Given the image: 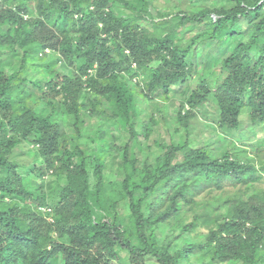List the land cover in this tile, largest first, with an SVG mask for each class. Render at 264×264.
I'll return each mask as SVG.
<instances>
[{
  "label": "trees",
  "instance_id": "trees-1",
  "mask_svg": "<svg viewBox=\"0 0 264 264\" xmlns=\"http://www.w3.org/2000/svg\"><path fill=\"white\" fill-rule=\"evenodd\" d=\"M232 1L233 6L197 8L194 14L185 10L176 30L158 34L150 27L162 20L146 17L150 0H0V56L22 53L19 71L0 68V264H111L120 258L119 249L128 251L132 264H144L148 257L159 264H192L187 263L190 254L224 264H264V192L230 200L227 214L200 242L173 247L177 236L158 241L161 225L182 200H190L192 185L198 186L191 176H200L202 189H222L229 181L254 183L264 176V162L243 161L236 147L218 156L211 145L158 143L163 152L151 154L136 180L132 171L139 160L132 158L127 143L121 152L126 172L121 191L129 202L125 224L116 211L118 202L107 197L101 150L90 157V165L78 141L62 139L57 121L60 113L72 116L79 132L82 112L90 107L105 114L109 109L129 126L131 142L136 140L141 111L137 92L124 75L143 74L141 96L163 95L172 103L176 96L184 97L174 117L185 128L199 120L198 108L210 103L218 111L219 127L240 131L246 109L252 132L258 133L264 124V0ZM125 8L134 17L115 12ZM200 25L206 28L185 45V30ZM205 37L215 40L217 48L225 42L233 48L217 66L221 77L214 88L203 76L192 89L188 79L197 67L193 48ZM46 49L57 54V63L73 67L74 77L55 65L46 67L42 78L25 73L35 71L34 59L42 52L46 57ZM158 123L153 115L143 131ZM33 140L42 160L35 176L57 180L45 188L26 187L20 170L28 164L12 160L23 142ZM165 203L167 208L155 212L156 205ZM198 220L183 225L180 236H190Z\"/></svg>",
  "mask_w": 264,
  "mask_h": 264
},
{
  "label": "rangeland",
  "instance_id": "rangeland-1",
  "mask_svg": "<svg viewBox=\"0 0 264 264\" xmlns=\"http://www.w3.org/2000/svg\"><path fill=\"white\" fill-rule=\"evenodd\" d=\"M233 6L232 0H150V13H146V17H151L156 20H162L160 25H151V31L158 34H166L176 30L179 25V15L186 13L194 14L197 8H219ZM108 11L112 7L106 8ZM126 16L134 17L133 10L129 8L123 9L122 12L115 10V12ZM30 14H36L34 10H31ZM164 14V15H162ZM153 18V19H154ZM158 23V22H157ZM143 24V22H141ZM102 24L100 23L99 26ZM206 27L198 26L195 29H186L183 34V43L185 45L190 44L191 39L200 34ZM206 40L201 39L195 43V62L197 67L195 72L189 75L188 85L191 88H195L203 76L209 78V85L214 88L219 77L217 66L223 56H225L232 48L233 44L224 43V46L217 48L215 40H210L205 37ZM48 54L45 57L44 52L40 53L34 59L35 71L28 70L25 73H32L34 78L44 76L48 74L45 70L49 65L60 72L65 73L67 76L74 77L75 70L73 67H67L62 62L57 63V54L51 53L50 50H45ZM48 58V59H47ZM22 63V53H17L13 56L11 54L0 56V68H5L8 71H19ZM57 63V64H56ZM55 66L53 68H55ZM135 67V66H134ZM44 69V70H43ZM24 73V74H25ZM202 75L199 77V75ZM143 74H138L134 77L126 74L124 77L129 81L130 85L137 92V105L141 111V115L137 119V130L140 132L139 138L131 142L132 135L129 132V126L126 125L119 118L112 117V113L109 109L105 110V114L101 112H92L90 107L81 113L80 129L73 126L74 118L63 114H58L57 121L61 123V133L63 138L78 141L81 149L84 151V157H87V161L90 162V157L101 150L103 159L106 162L104 167V173L107 178V197L112 201H117L116 211L120 214V219L124 220L125 224L129 220V212L127 209L128 198L122 193L121 183L125 178L126 172L123 167L121 159V152L126 147L127 143L132 147V158H138V164L133 172V178L136 180L140 177L143 164L153 156H159L163 152L159 147V144L169 145L173 144H188L190 147H203L211 145L214 148L218 156H221L227 150H233L235 147L239 154V157L247 162L250 159L257 165L260 162H264V124H262L258 133L252 132L251 121L249 117V111L244 110L241 117L240 131H232L229 129H223L219 127L218 120L219 114L214 106L210 103L205 104L201 108H198L199 120H194L189 128H185L178 119L174 117L179 111L180 101L184 97L176 96L174 102L171 99H166L163 95H156L152 98L141 96L144 86ZM179 88V87H178ZM181 89V88H179ZM178 89V90H179ZM210 100L215 102L214 97L210 94ZM81 101L88 102V97L85 94L82 95ZM38 109L42 107V103L39 104ZM108 107V106H107ZM189 106L186 104L185 110H188ZM92 113V117L89 114ZM185 114V113H183ZM155 115L158 118V124H152V130L150 132L143 131V124L150 122L151 117ZM77 132L79 134L77 139ZM143 132V133H141ZM65 136V137H64ZM225 137L226 140L220 142V138ZM159 143V144H158ZM37 143L33 141L23 142L16 150L12 160L20 165L28 164L27 169H21L20 172L24 176V183L26 187L31 189L44 187L48 183H55L57 180L50 176L44 177V179L37 178L34 174L36 165H41L42 160L36 157ZM89 156V158H88ZM249 157V158H247ZM188 176V175H187ZM185 176L180 182H184L188 177ZM195 179V183L199 181L200 176H191ZM189 175V178H191ZM192 180V179H190ZM193 181V180H192ZM194 184V182H193ZM166 184H163V186ZM192 185L193 192L190 200L185 202L182 200L180 209L177 212H172L167 218L168 220L163 223L159 229V243H163L167 238H174L173 247L177 243L186 241L187 243H197L202 240V235L206 234L211 228L215 227L214 222L222 216H225L230 208L229 201L232 199L249 198L255 192H264V176L258 182H241L234 183L229 181L224 185L222 189H216L214 186H208L200 188ZM173 187V186H172ZM172 187L169 191L165 192V197L172 193ZM190 194V193H189ZM223 203V204H222ZM220 204L222 207L220 208ZM155 212H160L167 208L165 206L156 205ZM113 209V208H112ZM44 211L48 209L43 208ZM159 214V213H155ZM153 215V214H152ZM199 216L198 227L191 233L180 236V232L183 225L195 220V217ZM120 260H114L111 264H132L129 261V253L127 250L119 249ZM186 264V261H183ZM192 264H224L217 261L208 260L207 257L198 259V255L190 254L188 256V262ZM144 264H159L156 258L148 257Z\"/></svg>",
  "mask_w": 264,
  "mask_h": 264
},
{
  "label": "clouds",
  "instance_id": "clouds-1",
  "mask_svg": "<svg viewBox=\"0 0 264 264\" xmlns=\"http://www.w3.org/2000/svg\"><path fill=\"white\" fill-rule=\"evenodd\" d=\"M78 14L76 15V18H77ZM27 17V16H26ZM102 24V23H101ZM102 26V25H101ZM46 50H50V49H46Z\"/></svg>",
  "mask_w": 264,
  "mask_h": 264
}]
</instances>
